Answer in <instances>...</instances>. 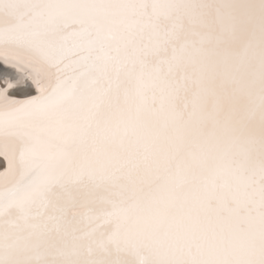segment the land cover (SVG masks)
<instances>
[{
	"label": "bare ground",
	"instance_id": "1",
	"mask_svg": "<svg viewBox=\"0 0 264 264\" xmlns=\"http://www.w3.org/2000/svg\"><path fill=\"white\" fill-rule=\"evenodd\" d=\"M0 80V264H264V0H0Z\"/></svg>",
	"mask_w": 264,
	"mask_h": 264
},
{
	"label": "water",
	"instance_id": "2",
	"mask_svg": "<svg viewBox=\"0 0 264 264\" xmlns=\"http://www.w3.org/2000/svg\"><path fill=\"white\" fill-rule=\"evenodd\" d=\"M68 38H72V35H70ZM72 44L73 48L75 49V51H80V47L81 45H77L75 42H69ZM68 51V50H67ZM5 169V168H4Z\"/></svg>",
	"mask_w": 264,
	"mask_h": 264
},
{
	"label": "rangeland",
	"instance_id": "3",
	"mask_svg": "<svg viewBox=\"0 0 264 264\" xmlns=\"http://www.w3.org/2000/svg\"><path fill=\"white\" fill-rule=\"evenodd\" d=\"M0 84H2L4 86V82L2 80H0ZM23 87H24L23 85H16V86H14V89H16L18 91V90L22 89Z\"/></svg>",
	"mask_w": 264,
	"mask_h": 264
}]
</instances>
